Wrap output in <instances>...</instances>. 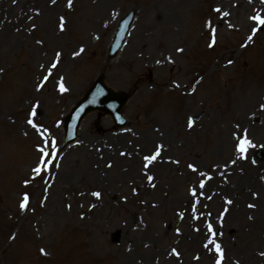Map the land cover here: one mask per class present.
<instances>
[{"label":"rangeland","instance_id":"1","mask_svg":"<svg viewBox=\"0 0 264 264\" xmlns=\"http://www.w3.org/2000/svg\"><path fill=\"white\" fill-rule=\"evenodd\" d=\"M257 16L264 0H0V264H264ZM97 74L127 123L93 111L59 152Z\"/></svg>","mask_w":264,"mask_h":264},{"label":"water","instance_id":"2","mask_svg":"<svg viewBox=\"0 0 264 264\" xmlns=\"http://www.w3.org/2000/svg\"><path fill=\"white\" fill-rule=\"evenodd\" d=\"M129 18L126 19L125 23L121 26L118 33H116L115 41L112 45V51L118 46L124 35L126 23ZM126 99L125 95L119 92H113L107 88L103 82L102 77L99 76L92 86L86 91L82 99L73 107L69 115L65 118V139L64 142L70 140L75 133L77 125L82 116L91 109H102L109 112L115 119L116 123L120 124L124 120L120 116V106Z\"/></svg>","mask_w":264,"mask_h":264},{"label":"snow or ice","instance_id":"3","mask_svg":"<svg viewBox=\"0 0 264 264\" xmlns=\"http://www.w3.org/2000/svg\"><path fill=\"white\" fill-rule=\"evenodd\" d=\"M70 5H71V0H69V6H70ZM252 19L256 20V21H257L258 23H260V24H264V19H261V18H259L258 16H257V17H252ZM252 31L255 32L256 29H253ZM248 39L251 40L252 37L249 36ZM178 51H179V49H178ZM57 55H59V53H58ZM53 67H55V65H53ZM63 90H64V89H63V87L61 86V91H63ZM32 115H35V113H32ZM28 123H29L30 125H33V127L36 126V125L33 124L32 119H29V120H28ZM191 126H192V119L189 118V127H191ZM245 145L251 146V142L248 141L246 138L241 139V140L239 141V143L237 144V146H236V150H237L238 152L243 153V152L245 151ZM41 151H43V150H41ZM158 155H159V148L157 149V152H156L155 154L150 155V156H145L144 159H145V161L151 162V161L155 160V159H156V156H158ZM189 168H191L193 171L196 170L195 168H193L192 165H189ZM33 171H35V172H39V171H40V168H39V167L34 168ZM151 179H152V177H149V180H150V181H151ZM201 187H203V184H201ZM192 194L195 195V192H193ZM92 195L99 197L100 194L94 192V193H92ZM27 199H28V197L25 196V197H24V202H21V204H20V208H21V210H24V208H25V202L27 201ZM229 203H231V201H229ZM249 207H253V205H249ZM208 227H209V231H212V226H211V225H208ZM216 249H217L218 252L221 251L219 245H216ZM41 252L43 253V249H41ZM262 255H264V253H262ZM217 264H220V261H219V260H217Z\"/></svg>","mask_w":264,"mask_h":264}]
</instances>
